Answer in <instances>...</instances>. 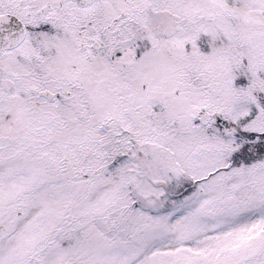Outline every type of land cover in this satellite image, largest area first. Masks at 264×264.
Here are the masks:
<instances>
[{
    "label": "snow or ice",
    "instance_id": "obj_1",
    "mask_svg": "<svg viewBox=\"0 0 264 264\" xmlns=\"http://www.w3.org/2000/svg\"><path fill=\"white\" fill-rule=\"evenodd\" d=\"M0 264H264V0H0Z\"/></svg>",
    "mask_w": 264,
    "mask_h": 264
}]
</instances>
